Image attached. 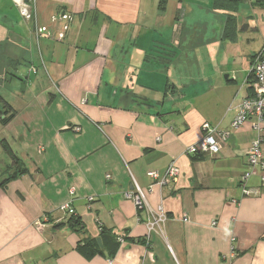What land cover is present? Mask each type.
Masks as SVG:
<instances>
[{
    "label": "crops",
    "instance_id": "obj_1",
    "mask_svg": "<svg viewBox=\"0 0 264 264\" xmlns=\"http://www.w3.org/2000/svg\"><path fill=\"white\" fill-rule=\"evenodd\" d=\"M212 4L36 0L35 29L5 17L0 105L14 116L3 142L26 171L15 175L1 146L0 264H264L259 171L242 181L258 134L231 129L264 45V0H241L232 41ZM187 52L193 69L179 62ZM204 124L229 139L213 158L186 155ZM262 139L264 156V123ZM172 164L179 176L160 185ZM135 187L143 209L126 199ZM68 202L78 226L60 211Z\"/></svg>",
    "mask_w": 264,
    "mask_h": 264
},
{
    "label": "built area",
    "instance_id": "obj_2",
    "mask_svg": "<svg viewBox=\"0 0 264 264\" xmlns=\"http://www.w3.org/2000/svg\"><path fill=\"white\" fill-rule=\"evenodd\" d=\"M10 2L16 7L17 12L22 20L30 23L35 29V4L36 0H10ZM250 96L241 101L238 106L237 114L231 123V129L236 130L245 123H250L251 129L258 134L257 139L247 149V162L251 168V172H248L242 176L243 183L248 177L256 170L259 171L261 187L264 188V156L262 154V131L264 123V45L262 49L253 56L250 67ZM204 136L196 144L189 146L186 149V155L188 156H208L213 158L219 154L222 146L230 137L229 131H223L216 127H211L208 124L202 126ZM39 153L42 150H38ZM179 169L173 164L169 166L165 172L160 185L171 183L179 176ZM147 176L153 180L158 179L156 172H148ZM73 195V190L69 193ZM258 192L249 191L243 188L244 196H255ZM126 199L131 200L139 209L144 208V194L135 187V190L126 195ZM93 199L89 198L91 202ZM60 211L63 213L65 219L76 217V212L73 209L70 202L60 207ZM165 220V216L160 213L158 216L151 215L149 227L151 229H158L159 224ZM46 221L44 219L35 222V226L38 229H42ZM235 252L232 250L231 258H234Z\"/></svg>",
    "mask_w": 264,
    "mask_h": 264
},
{
    "label": "trees",
    "instance_id": "obj_3",
    "mask_svg": "<svg viewBox=\"0 0 264 264\" xmlns=\"http://www.w3.org/2000/svg\"><path fill=\"white\" fill-rule=\"evenodd\" d=\"M240 2L241 0H213L212 9L221 11L226 14V21L223 30V39L225 40L232 41L236 37V17L234 15L237 12V8ZM2 106L5 110V114H0V122L2 124H6L11 120L14 114H12L13 112L11 108L6 106L4 102H2ZM7 113H10L8 117L6 116ZM1 146L3 148V151H5V153L11 158L13 166L16 168L15 175H21L25 173L26 170L21 169L20 162L12 153L11 149L6 144H4V142H1ZM69 219L71 220V223L73 222L71 224L72 226L79 225L78 221L75 220V217ZM99 230L101 234L104 232L102 227H100Z\"/></svg>",
    "mask_w": 264,
    "mask_h": 264
},
{
    "label": "rangeland",
    "instance_id": "obj_4",
    "mask_svg": "<svg viewBox=\"0 0 264 264\" xmlns=\"http://www.w3.org/2000/svg\"><path fill=\"white\" fill-rule=\"evenodd\" d=\"M17 13H18L17 9H14V7L12 6V4L10 3L9 0H0V24L1 25L4 24L5 17L13 20L15 23H19L21 25H24L23 23H21ZM222 20H223V18H222ZM210 22H211L210 20H207L206 23L208 24V26H209ZM217 22L218 21L216 19H212L213 25H212L211 29H213V30L217 29ZM223 23H224V20H223ZM160 51L161 52L155 54L156 55L155 57H157V58H159V57L162 58L163 57L164 61L166 60L165 58L167 56H168V58H170V56H169L170 52L167 53L166 50H160ZM191 53L192 52H190V53L187 52V54L189 55L188 59H184V58L181 57L179 62L185 63L188 60L189 63H190V66H189L190 69H193L191 67L194 65L193 64L194 62L192 63L191 61H193L192 59H193L194 56ZM166 54H168V55H166ZM179 54H181V53H179ZM182 54H184V53H182ZM5 62H6V59H4V60L0 59V92L2 90H5V86H6V85H4L5 84V80H6V75H7V72H6L7 70H5V68H4V67H6V64H4ZM187 69H185V73L187 75H189V73L186 72V71H188ZM180 71H181V73H184L183 70H180ZM190 75L192 76L193 73H190ZM0 114H5V110L3 109L2 104L0 105ZM10 128H12L11 124H9V123L2 124L0 122V150H2L1 142L9 141L8 137L10 136Z\"/></svg>",
    "mask_w": 264,
    "mask_h": 264
}]
</instances>
